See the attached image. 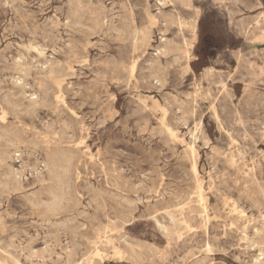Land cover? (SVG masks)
I'll return each instance as SVG.
<instances>
[{
    "label": "rangeland",
    "instance_id": "1",
    "mask_svg": "<svg viewBox=\"0 0 264 264\" xmlns=\"http://www.w3.org/2000/svg\"><path fill=\"white\" fill-rule=\"evenodd\" d=\"M134 28L147 34L135 48ZM164 39L173 51L159 54ZM51 69L63 101L27 112ZM7 96L21 102L7 124L28 141L0 157V264H69L108 224L124 252L104 247L94 264H256L264 252V0H0ZM62 124L84 142L72 203L49 221L33 202L50 182L32 139Z\"/></svg>",
    "mask_w": 264,
    "mask_h": 264
},
{
    "label": "bare ground",
    "instance_id": "2",
    "mask_svg": "<svg viewBox=\"0 0 264 264\" xmlns=\"http://www.w3.org/2000/svg\"><path fill=\"white\" fill-rule=\"evenodd\" d=\"M175 1L185 5L190 3V0ZM146 40L147 34L134 28L132 34L133 47L141 46ZM157 50L159 54H167L173 51V45L170 41L164 39V41L157 46ZM131 69H133V64L131 65ZM49 79H51L53 83L52 87H47L46 84H40L36 90L31 91L28 96H24L27 98V104L25 106L27 112L31 113L35 109V106L42 104V102L49 103V100L52 98H54L56 102L63 101L61 81H59L57 73L52 69L49 71ZM20 105V100L11 96H7L0 102V157L7 156L10 147H13L14 151H17L20 148V143L28 141V136L22 134L18 128H12L7 124V114L9 111L17 109ZM32 141L45 150V167L47 175L42 176L41 181L44 182L48 180L50 182V184L45 185L42 190L34 196L33 202L39 206L46 219L51 221L52 217L68 211V207H70L72 203V191L75 189L73 178L74 175L75 178L79 176L78 167L74 161V152L84 141L81 136L76 137L74 134L68 135L63 124L58 130L51 126L45 131L37 130L34 133ZM189 151L194 153L192 146L189 147ZM17 183L15 172L9 168L8 174H6L5 180H3V184L16 187L18 185ZM197 187L199 190L197 196L199 200H203L200 185ZM95 196L96 201H99V204L102 205V198L99 193H95L94 197ZM202 211H206L204 205ZM109 227L110 225L108 224L102 229H98L94 239L91 241L89 249L84 250L77 258L76 253L71 252L68 256L70 259L69 264H94L96 256L102 258L101 252L104 247H112L116 254H122L124 251H121L115 246L114 239L110 233L112 228ZM166 230H168V228H166ZM137 247L139 249L131 246L130 253L141 258L145 255L147 249L142 250L139 245ZM3 252L6 253L4 257H11L13 261L17 262V259L13 258L6 250ZM260 255L263 256L261 259L259 258ZM259 256L255 259L256 264H264V252L260 250ZM3 264H8L7 260L3 261Z\"/></svg>",
    "mask_w": 264,
    "mask_h": 264
}]
</instances>
